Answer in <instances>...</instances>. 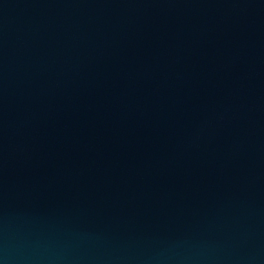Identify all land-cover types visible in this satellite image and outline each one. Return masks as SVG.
I'll return each mask as SVG.
<instances>
[{
	"label": "water",
	"instance_id": "1",
	"mask_svg": "<svg viewBox=\"0 0 264 264\" xmlns=\"http://www.w3.org/2000/svg\"><path fill=\"white\" fill-rule=\"evenodd\" d=\"M0 264H264V0H0Z\"/></svg>",
	"mask_w": 264,
	"mask_h": 264
}]
</instances>
